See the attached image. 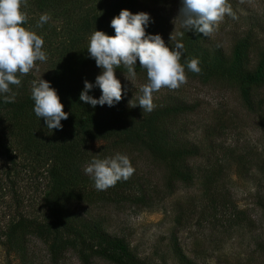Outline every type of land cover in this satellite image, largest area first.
<instances>
[{
  "label": "rangeland",
  "instance_id": "374dc122",
  "mask_svg": "<svg viewBox=\"0 0 264 264\" xmlns=\"http://www.w3.org/2000/svg\"><path fill=\"white\" fill-rule=\"evenodd\" d=\"M119 4V0H27V6L22 7L28 16L23 26L43 38L47 61H37L35 68L21 77V86H11L15 100L31 94V80L48 81L70 62L91 60L95 75L100 74L101 69L87 52L88 38L95 29L107 34L99 20L115 15ZM228 4L237 18L225 15L209 36V43L229 53L234 40L250 31L252 66L255 50L264 44V0H228ZM180 7L181 0H138L133 14L146 12L153 22L164 19L165 24L156 28L154 35H161L165 45L172 48L170 34L182 27L176 19ZM44 13L51 19L37 27ZM136 65L137 76L132 83L125 79L123 67L115 73L128 105L132 99L138 103L139 88L147 82L138 60ZM185 73L187 83L177 90L155 92L153 103L162 106L179 101L189 107L177 115L175 125L180 127L182 138L195 142L199 149L187 161L195 174L192 182H176L169 193L166 184L171 171L167 165L153 160L137 145L113 146L98 139L88 147L91 157L80 161L81 173L87 175L83 169L93 157L126 154L135 169L128 191L138 193L142 186L151 199L146 204L115 200L109 191L96 190L91 179L87 185L76 187L80 197L73 198L69 206L98 220L111 235L124 237L148 264H182L173 253L174 239L192 264H264V217L259 205L264 201V109L255 112L245 108L229 80L199 77L187 67ZM94 92L101 93L99 87ZM254 99H260L264 107V87L256 89ZM27 115L0 113V143L12 148L14 161L0 146V264L22 263L20 256L1 241L8 222L20 214H47L44 197L49 178L24 141L31 137L22 132L24 124L31 121ZM51 131L54 137L59 135V130ZM57 138L64 140L63 136ZM210 174L212 178H208ZM26 241L24 264H80L71 248L54 262L41 239L32 234ZM92 264L112 263L96 258Z\"/></svg>",
  "mask_w": 264,
  "mask_h": 264
},
{
  "label": "trees",
  "instance_id": "16d2710c",
  "mask_svg": "<svg viewBox=\"0 0 264 264\" xmlns=\"http://www.w3.org/2000/svg\"><path fill=\"white\" fill-rule=\"evenodd\" d=\"M137 2L138 0H119L115 15L107 17L105 21L103 16L100 18L99 23L108 35H115L110 26L111 20L122 9L133 13ZM164 24V19L149 21L145 28L146 34L154 35L156 28H162ZM178 32L184 33L182 43L185 47L181 64L187 67V59L198 58L201 68L199 77L229 80L236 87L245 108L249 111L256 110L255 112L264 109L260 99H254L256 89L264 87V44H260L255 50L256 61L250 66V31L240 34L234 40L229 53L217 44H210L209 36L187 32L182 27ZM70 63L65 70L48 80L57 90L63 110L68 113V119L61 121L63 128L57 136H63V141L54 137L44 120L35 115L31 94L13 103H5L0 96V113L13 111L14 115L29 114L27 116L31 121L24 124L22 132H28L27 135L31 137L24 141L29 145L27 149L32 152L33 160L45 167L49 178L48 194L44 197L47 214L42 217L24 214L13 217L2 232L1 241L20 256L21 264H24L27 255L26 240L32 234L44 242L54 262L65 250L71 248L80 264H92L96 258L112 264H148L132 251L124 237L111 235L98 220L83 211H76L69 203L73 198L80 197V193L75 190L78 185L90 183L91 178L80 171V161L91 157L88 147L98 139L107 140L113 146L137 145L146 150L153 160L167 165L171 171L166 184L169 193L176 188V182H192L195 174L187 161L196 156L199 149L195 142L182 138L180 127L175 125L177 115L189 107L178 101L171 105H156L150 113L142 112L140 106L129 107L122 95L121 101L112 107L105 104L93 108L81 101L79 96L85 80L95 84L96 69L92 67L91 60ZM94 88L88 94L98 99L101 93L95 94ZM24 144L23 148H26ZM0 146L6 157L14 162L12 148L5 143H0ZM211 176L212 174L208 178H212ZM131 185V179L120 180L106 191L110 192V198L133 204H146L151 199L143 192L142 186H139L138 193L129 192ZM259 205L264 217V201H259ZM171 246L182 264H192L181 251L176 239Z\"/></svg>",
  "mask_w": 264,
  "mask_h": 264
},
{
  "label": "clouds",
  "instance_id": "9594fccd",
  "mask_svg": "<svg viewBox=\"0 0 264 264\" xmlns=\"http://www.w3.org/2000/svg\"><path fill=\"white\" fill-rule=\"evenodd\" d=\"M27 0H0V94L5 103L15 102L16 93L11 86H21V77L26 76L36 66V62H46L43 50L44 40L35 31L24 27L28 16L22 11ZM225 15L236 19L228 0H181L178 16L181 26L187 32L193 31L210 36ZM51 19L48 13L40 16L37 27H42ZM175 19V20H176ZM150 16L146 12L131 13L122 9L110 26L115 35L94 30L88 38L87 52L101 69L95 78V84L84 81L79 99L93 108L97 105L109 107L122 99V84L116 76V69L123 67L126 80L136 79V62L146 71L147 82L140 86V95L129 101V107L139 105L144 112L155 108L153 94L162 88L177 90L187 83L185 66L180 60L184 53L183 32H172V48L165 45L161 35L146 34ZM187 69L200 74V61L190 58L185 61ZM94 87H99L101 95L94 98L89 95ZM31 99L34 101V113L42 118L49 130H62V120L68 119L57 90L50 82L39 78L30 81ZM83 171L93 181L98 191L115 186L120 180H128L135 172L130 158L117 152L104 158L93 157Z\"/></svg>",
  "mask_w": 264,
  "mask_h": 264
}]
</instances>
